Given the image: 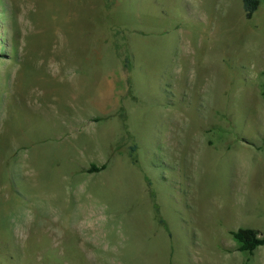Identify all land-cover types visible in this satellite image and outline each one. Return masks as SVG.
Segmentation results:
<instances>
[{
	"label": "rangeland",
	"instance_id": "rangeland-1",
	"mask_svg": "<svg viewBox=\"0 0 264 264\" xmlns=\"http://www.w3.org/2000/svg\"><path fill=\"white\" fill-rule=\"evenodd\" d=\"M258 2L0 0V264H264Z\"/></svg>",
	"mask_w": 264,
	"mask_h": 264
},
{
	"label": "trees",
	"instance_id": "trees-1",
	"mask_svg": "<svg viewBox=\"0 0 264 264\" xmlns=\"http://www.w3.org/2000/svg\"><path fill=\"white\" fill-rule=\"evenodd\" d=\"M244 7L247 18L251 19L259 8V2L258 0H244ZM105 169V167L100 169L94 167L90 170V173L100 172ZM232 236L240 245V252L252 255L257 248L264 247V237L260 238L255 230H238L232 233Z\"/></svg>",
	"mask_w": 264,
	"mask_h": 264
},
{
	"label": "bare ground",
	"instance_id": "bare-ground-1",
	"mask_svg": "<svg viewBox=\"0 0 264 264\" xmlns=\"http://www.w3.org/2000/svg\"><path fill=\"white\" fill-rule=\"evenodd\" d=\"M44 80H45V78H44ZM77 84H78L77 77H73L72 79H70L69 85H67L66 83H64V86H63V84H62V86L56 84L57 90H58L57 91L58 111H61V112L69 111L70 103H71V97L73 96V93H74V90H72V87L73 86H79ZM31 85H32V82H31ZM29 95H33L32 92H30ZM117 198H121V196H119ZM78 214H79L78 215L79 219H86L88 217V215L83 210L80 211Z\"/></svg>",
	"mask_w": 264,
	"mask_h": 264
}]
</instances>
